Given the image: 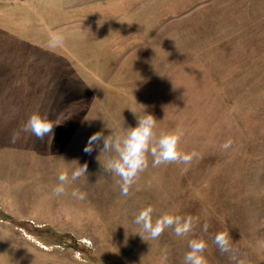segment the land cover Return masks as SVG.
Returning a JSON list of instances; mask_svg holds the SVG:
<instances>
[{
  "label": "rangeland",
  "instance_id": "374dc122",
  "mask_svg": "<svg viewBox=\"0 0 264 264\" xmlns=\"http://www.w3.org/2000/svg\"><path fill=\"white\" fill-rule=\"evenodd\" d=\"M37 112L57 124L43 140L21 131ZM145 113L199 155L155 168L149 155L123 196L102 143L83 149ZM147 206L193 230L144 241L133 221ZM222 231L238 260L264 264V0H0V264H184L200 238L208 264H234Z\"/></svg>",
  "mask_w": 264,
  "mask_h": 264
},
{
  "label": "clouds",
  "instance_id": "9594fccd",
  "mask_svg": "<svg viewBox=\"0 0 264 264\" xmlns=\"http://www.w3.org/2000/svg\"><path fill=\"white\" fill-rule=\"evenodd\" d=\"M64 37L61 33L54 32L48 40L49 49H55L61 46ZM157 120L152 114L145 113L143 117L137 119L135 127H128L124 135L104 136L103 132L93 133L84 147V152L90 154L95 147L101 143L103 145L101 154H105L106 164L103 169L110 175L120 178L119 187L121 195L127 196L131 186L136 182L140 173H142L149 165L148 157H152V167H158L162 164L182 163L190 165L194 158L198 157V153L193 150L191 152H183L179 149L183 131L179 128L168 132L161 133L159 138L156 137L154 129ZM46 116H41L38 112L33 113L21 128L22 132L31 133L37 139L43 140L45 136L52 135L54 127ZM19 139V133H13L12 140L15 142ZM232 144V140L228 139L221 147L228 149ZM185 171L187 168L184 169ZM87 173V164L79 165L71 172V177L65 172L58 175L59 183L53 188L55 196L65 194V185L78 180ZM71 195L79 200L86 198V193L73 190ZM154 209L147 206L139 211L134 218V224L140 229L141 238L158 239L166 229L171 228L178 237L186 236L194 227L195 219L192 216H180L165 213L153 220ZM208 225H204L206 232ZM231 236L229 232H218L214 237V243L218 246L222 253H230V259L234 264H245V261L237 259L236 250L232 247ZM207 243L203 238L192 239L189 241V251L184 256V264H208L204 256Z\"/></svg>",
  "mask_w": 264,
  "mask_h": 264
}]
</instances>
